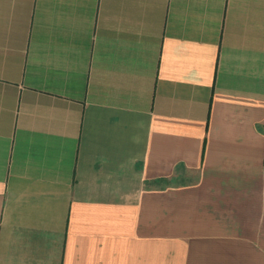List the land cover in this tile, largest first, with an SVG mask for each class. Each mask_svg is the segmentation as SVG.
I'll return each mask as SVG.
<instances>
[{"label": "crops", "instance_id": "0c3cea01", "mask_svg": "<svg viewBox=\"0 0 264 264\" xmlns=\"http://www.w3.org/2000/svg\"><path fill=\"white\" fill-rule=\"evenodd\" d=\"M0 264H264V0H0Z\"/></svg>", "mask_w": 264, "mask_h": 264}]
</instances>
